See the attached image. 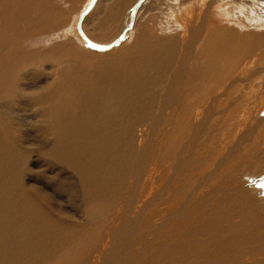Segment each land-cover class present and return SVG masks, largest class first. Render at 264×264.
<instances>
[{
  "label": "bare ground",
  "instance_id": "1",
  "mask_svg": "<svg viewBox=\"0 0 264 264\" xmlns=\"http://www.w3.org/2000/svg\"><path fill=\"white\" fill-rule=\"evenodd\" d=\"M83 2L0 0V264H264V0Z\"/></svg>",
  "mask_w": 264,
  "mask_h": 264
},
{
  "label": "rangeland",
  "instance_id": "2",
  "mask_svg": "<svg viewBox=\"0 0 264 264\" xmlns=\"http://www.w3.org/2000/svg\"><path fill=\"white\" fill-rule=\"evenodd\" d=\"M29 1H33L34 3H32V5H35V3H36V5L35 6H37V7H39L40 8V6L43 4V3H45L46 5H47V3H48V5H50V7H51V11L52 12H54V13H57V12H60V11H64V12H62V13H64V16L62 17V21H60L59 23H58V25L59 26H63V25H67V24H69V23H71L72 22V20H71V16L73 15V14H75L76 12L78 13L79 12V10L80 9H82L81 8V6H82V2H83V0H43L44 2H42V0H29ZM86 1V0H85ZM84 1V2H85ZM126 1H130L131 3L134 1V0H126ZM11 2H13V3H15V4H10L12 7L11 8H15L14 10H13V12H16V11H18V10H20L21 9V0H11ZM24 2V1H23ZM22 2V3H23ZM42 2V3H41ZM83 2V3H84ZM5 4H7L6 2H5ZM16 4H17V7H16ZM38 4V5H37ZM44 4V5H45ZM8 5V4H7ZM47 5V6H48ZM34 6V7H35ZM63 8V10H62V8ZM1 7V6H0ZM83 7V6H82ZM80 8V9H79ZM83 11V10H82ZM81 11V12H82ZM111 11H112V9H111ZM127 11V10H126ZM126 11H125V13H126ZM33 13V12H32ZM31 13V14H32ZM114 13V15H117L116 13H115V11L113 12ZM112 13V14H113ZM124 13V14H125ZM118 14H119V11H118ZM78 15V14H77ZM117 17L118 18H120V23H121V20H122V17H123V13H122V16H118L117 15ZM74 18V17H73ZM147 18V17H146ZM145 18V19H146ZM144 19V20H145ZM221 21H223V22H225L226 20H221ZM94 13L86 20V22H85V29L84 30H86V33H88L89 35H90V37L93 39V40H95V41H97V42H102V41H105V40H108V39H111L113 36H114V34L118 31V29H119V26H120V23H119V25H118V22H115V23H112V24H108L107 26H106V29H109V28H112L113 29V27L114 26H116L113 30L112 29H109V32L107 31V33H103L102 35H98V34H96V27H95V24H94ZM229 22H232V21H230L229 20ZM52 24L53 23H51L50 25L52 26ZM57 25V26H58ZM51 26L50 27H48V29L50 30V28H51ZM231 26V25H230ZM56 27L54 26L52 29L54 30ZM48 30V31H49ZM135 30H136V28L131 32V34H130V36L128 37H126L125 38V40H123L120 44H118V46L116 45L115 46V48L114 47H112V48H110V49H108V50H98V49H95V48H93V47H88V46H86L81 40H80V38H79V36L75 33V37H76V40H77V42H75L73 39H71V41H73L72 43H64V45L62 46H56L57 47V49H56V47H55V49L53 48V54L56 56V58H59V55H60V53H61V50L63 51V52H65L66 53V51L67 52H69V50H71V51H73V54L74 55H78V56H82V60H84V62L83 63H85L86 65H88V64H92V62H94V61H97V60H102V59H104L106 56H110V55H112L113 53H116V51L119 49V47L121 46H124V47H126V46H129V44L131 45V43L133 42V40H134V38H135ZM155 30L157 31V32H159L158 34H163V33H168L167 31H165L164 30V27L162 26V25H159L158 27H157V25L155 26ZM250 30H252V29H250ZM255 30V29H254ZM112 31V32H111ZM178 32V31H177ZM257 32V33H256ZM170 33H172V32H170ZM170 33H168V34H170ZM243 33H245V34H247V35H242V37H244V38H242V37H240V36H238V37H233L232 38V43H241V44H246V45H244L245 46V48L248 46V44H250V43H252V45L249 47V49H251L252 47H254V46H257L258 48H260V49H264V34H259L258 33V31H255V32H251V31H246V32H243ZM242 33V34H243ZM96 34V35H95ZM246 36V37H245ZM94 37V38H93ZM98 39V40H97ZM245 39V41H243ZM250 39V40H249ZM252 39H256V41L255 42H253L252 41ZM100 40V41H99ZM48 41V40H47ZM47 41H45L44 42V44H47L48 42ZM247 41V42H246ZM250 41V42H249ZM79 42H80V44L82 43L83 45H84V47H86V48H88V50H84L85 52H81V50L79 49ZM249 42V43H248ZM120 47V48H121ZM79 49V51L81 52V53H84V55H79V54H77L78 52H76L78 49ZM244 48V49H245ZM69 49V50H68ZM74 49V50H73ZM243 49V50H244ZM248 49V50H249ZM55 50H57V51H55ZM59 53V54H58ZM85 53H87V54H85ZM88 53L90 54V56H88ZM85 55H87V57L85 56ZM92 57V58H91ZM64 61H67V59H65ZM72 61H70L69 63H67V64H58V66H56V68H57V71L59 72V74L62 76V77H64V78H72V77H76V75H77V72H76V70L75 69H71V70H69V71H67V72H62V71H65V69H63L64 67H66V66H68V65H70V64H72L71 63ZM68 74V75H67ZM76 74V75H75ZM57 76V75H56ZM259 83H260V81H259ZM260 87V88H259ZM256 88L258 89H261V84L260 85H258V87L256 86ZM248 89V88H247ZM247 89H245L246 91H247ZM250 89V88H249ZM254 89H255V87H254ZM253 89V90H254ZM257 89H255V90H257ZM251 101H253L252 100V98L250 99V101L249 102H251ZM224 102H226V101H224ZM198 104L197 103H195V105L194 106H197ZM253 105L252 104H248V107H252ZM264 108V107H263ZM263 111V112H262ZM262 113H264V109H262ZM247 112V111H246ZM261 113V114H262ZM248 114H252V113H248ZM216 118V117H215ZM189 132H191V131H189ZM189 132H187V133H189ZM183 134H185V131H184V133ZM182 134V135H183ZM174 135H175V133H174ZM186 136V135H185ZM185 136H184V138H183V142L185 141ZM188 137V136H187ZM182 142V143H183ZM34 158L35 157H32L31 158V161H30V163L32 162V163H34ZM31 163V164H32ZM39 163H41V162H39ZM252 164H253V168H254V172H253V174H252V177H251V180L250 181H248L250 184H252V186H256V187H259V186H264V154L263 153H261V154H255L254 155V159H253V162H252ZM261 197H264V193L262 194H259ZM195 218H193L192 219V225L194 224V223H196L197 222V217L196 216H194ZM262 219L264 220V214H263V216H262ZM264 234V231H262L261 232V235H263Z\"/></svg>",
  "mask_w": 264,
  "mask_h": 264
},
{
  "label": "water",
  "instance_id": "3",
  "mask_svg": "<svg viewBox=\"0 0 264 264\" xmlns=\"http://www.w3.org/2000/svg\"><path fill=\"white\" fill-rule=\"evenodd\" d=\"M83 38L86 39L85 36ZM122 38H124V36L123 35H119L117 38H115L110 43L105 44V45L104 44L101 45V44H97V43L95 44V43H92V42L88 41L87 39L86 40L88 41V44H90V46L93 47V48H95V49H98V50H108V49H110V48L118 45L119 42L122 40Z\"/></svg>",
  "mask_w": 264,
  "mask_h": 264
}]
</instances>
